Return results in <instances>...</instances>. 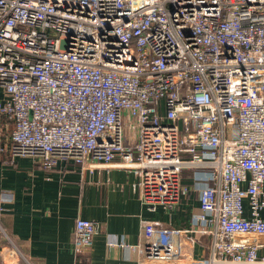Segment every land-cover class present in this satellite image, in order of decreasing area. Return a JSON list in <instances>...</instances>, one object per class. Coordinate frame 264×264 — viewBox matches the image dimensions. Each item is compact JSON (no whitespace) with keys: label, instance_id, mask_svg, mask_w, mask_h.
Wrapping results in <instances>:
<instances>
[{"label":"built area","instance_id":"built-area-1","mask_svg":"<svg viewBox=\"0 0 264 264\" xmlns=\"http://www.w3.org/2000/svg\"><path fill=\"white\" fill-rule=\"evenodd\" d=\"M4 154L81 173L118 158L150 210L192 172L199 213L144 221L137 264H182L175 238L195 233L211 252L191 264H264V0H0ZM97 233L76 218L74 253Z\"/></svg>","mask_w":264,"mask_h":264},{"label":"crops","instance_id":"crops-1","mask_svg":"<svg viewBox=\"0 0 264 264\" xmlns=\"http://www.w3.org/2000/svg\"><path fill=\"white\" fill-rule=\"evenodd\" d=\"M119 162L117 158L109 166L90 164L81 173L73 164L59 162L46 170L31 157L11 160L8 154L1 155L0 197L8 194L10 199L0 200V227L9 239L0 231V264H137L145 243L144 221L165 229L189 227L200 210L199 194L192 187L195 174L183 172L188 192L177 203L150 210L133 188L137 174ZM76 218L98 225L92 247L81 254L72 246ZM260 218L264 220V210ZM175 242L185 257L182 264L211 252V238L203 233L178 236Z\"/></svg>","mask_w":264,"mask_h":264},{"label":"rangeland","instance_id":"rangeland-1","mask_svg":"<svg viewBox=\"0 0 264 264\" xmlns=\"http://www.w3.org/2000/svg\"><path fill=\"white\" fill-rule=\"evenodd\" d=\"M127 123L123 122V131L125 135H133L132 132L130 130L127 129V127H129V121H126ZM133 131V129H132Z\"/></svg>","mask_w":264,"mask_h":264}]
</instances>
